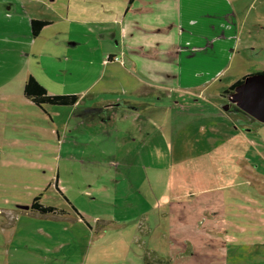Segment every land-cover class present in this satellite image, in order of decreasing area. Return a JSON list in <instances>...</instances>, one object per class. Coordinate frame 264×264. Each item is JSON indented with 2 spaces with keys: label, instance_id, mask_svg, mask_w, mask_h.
<instances>
[{
  "label": "rangeland",
  "instance_id": "1",
  "mask_svg": "<svg viewBox=\"0 0 264 264\" xmlns=\"http://www.w3.org/2000/svg\"><path fill=\"white\" fill-rule=\"evenodd\" d=\"M109 3L119 0H0V94L19 88L30 67L49 74L64 70L58 95H76L71 92L96 79L100 58L119 41L118 29L111 37L101 22L94 21L89 32L71 26V20L87 12L98 20ZM230 4L240 20L241 45L235 48L241 53L208 81L206 91L199 97L173 92L170 99L135 98L143 103L141 134L113 124L121 113H110L113 129L136 138L132 155L120 156V139L113 150L116 131L104 141L91 123L70 133L71 121L65 119L49 155L33 152L39 149L33 140L42 142L49 131L42 121L34 135L20 129L11 146V102L0 106V264H264V123L234 106L222 112L220 105L228 101L221 103L217 95L242 75L264 70V0ZM72 6L88 10L75 13ZM58 15L64 19L60 35L52 28L25 46L11 40V19L24 23ZM39 52L45 55L37 57ZM85 54L91 63L78 59ZM80 72L88 74L81 83ZM70 150L93 156L76 161L67 156ZM36 197L42 205L67 209L70 217L34 216L26 209Z\"/></svg>",
  "mask_w": 264,
  "mask_h": 264
},
{
  "label": "crops",
  "instance_id": "2",
  "mask_svg": "<svg viewBox=\"0 0 264 264\" xmlns=\"http://www.w3.org/2000/svg\"><path fill=\"white\" fill-rule=\"evenodd\" d=\"M230 2L231 0H119L118 5L105 4L103 9L107 7V10L105 9L103 15H98L100 17L98 20H95L97 16L89 12L84 18L76 17L75 20H71V26L74 24L82 26L89 32H91V25L94 21L99 24L101 22L103 25L101 28L106 32V35L111 37L117 36L116 29H118L119 41L113 45L117 51L110 49L106 52L105 58L102 55L99 62L101 66L100 75L94 80L89 79L85 84L78 87L79 90L71 92L80 97L73 106L42 105L38 107L25 98L23 86L29 76H32L50 95L60 94L61 92H57L55 89H62L65 86L64 70L59 74L58 72L49 74L45 68L37 67L35 71L30 67V70L21 79L22 84L19 88L11 87V94H0V106H5L11 102V146L15 144L14 140L21 137L18 135L20 129L28 128V135H34L37 133L38 123L42 121L46 122V128L49 131L46 130L42 142L33 140L36 142L34 145L39 148L33 152L38 156L49 155L50 151L54 150V141L59 138V133L64 129L66 120L67 124L71 121L70 133L73 129L77 130L80 126L91 123L94 125L93 129L99 132L98 135L103 136L104 141L112 139L111 132L116 131L114 132L113 150L117 151V144L120 139L123 144L120 145L123 147V149L120 147V156L132 155L133 150H138L135 148L134 141L136 138L131 136V132L118 131L117 127L113 129L110 113L112 111L116 115L121 113L120 119H116V117L113 119L115 120L112 122L113 124L116 126L118 124L129 125L133 130L132 132L141 134L143 128L138 130L137 126L146 123L138 116L143 103H139L135 98H143L145 95L156 97L158 95L157 100L160 97L170 99L173 92L178 93L180 97L187 94L199 97L202 91H206L208 83L213 82L229 67V62L235 56V52L241 53L235 48L237 45H241V40L236 39L240 30V20L236 17ZM12 5L11 1V7ZM72 9L75 13L88 10L84 6H72ZM31 20L47 22V25L39 31L37 36L31 34ZM63 21L64 19L60 15L56 19L30 18L24 23L14 22L11 19V40H19L25 46L28 41H32V37L37 39L42 32L52 28L55 31L54 35L58 36L62 33ZM111 26H114V31ZM22 29L27 30V32L18 34L17 31ZM49 41L54 45L58 42V38ZM72 44L76 46L78 42ZM87 45L88 43L84 42V46ZM43 55L45 52L36 54L37 57ZM114 57H120L118 59L121 63L114 61ZM87 58L90 59L89 63H91L92 57L89 54L78 59L80 61L84 59L86 62ZM57 59L60 60V58ZM252 73H262V71L244 74L229 84L228 88L218 92V99L221 100V103L225 102L226 97L223 96V93L230 86ZM80 74L82 76L78 78V81L81 83L85 80L84 76L88 74L86 72H80ZM102 75H105L106 78ZM145 90H147L146 93ZM2 91L8 92L5 89ZM123 97L131 98L126 102L120 100ZM225 104L220 105L222 112L233 106L236 107L232 104L227 103V106ZM44 106L58 108L49 109ZM225 108L227 109L225 110ZM63 113H66V118L62 119L60 115L62 116ZM74 116H77L76 119ZM146 121L150 124L153 122V120ZM106 123L109 126L104 127ZM227 123L230 124V122ZM234 126L240 133L245 134L247 132L243 126L236 124ZM92 139L93 137L90 136L88 141ZM67 153L68 157H72L76 161L80 156H93V154L83 150H70ZM100 154L101 152L98 155ZM57 160L60 161L63 158L60 156ZM78 161L83 162L80 159ZM88 161L89 163L92 162L90 158ZM57 169L59 170V165ZM43 206L55 208L57 211L63 212L64 216L70 217V213L65 208L60 210L50 205ZM27 210L32 212L31 214L34 216L45 220L50 219L48 216L56 217L53 214L41 215L33 212L30 210V205L27 206ZM74 211L77 213L75 209ZM81 217L80 219H82ZM92 241L86 250V256L91 252ZM96 252L97 250L94 251V254Z\"/></svg>",
  "mask_w": 264,
  "mask_h": 264
},
{
  "label": "trees",
  "instance_id": "3",
  "mask_svg": "<svg viewBox=\"0 0 264 264\" xmlns=\"http://www.w3.org/2000/svg\"><path fill=\"white\" fill-rule=\"evenodd\" d=\"M46 25L47 22L40 20H31L30 21L31 34L33 36H37L39 31ZM262 73H264V71H262ZM239 83L240 80L234 83L232 86H230L229 89L233 88L235 85ZM23 95L25 98L29 99L31 102H33V104H35L38 107L42 105L73 106L78 102L80 98L78 95L75 94L50 95L32 76H29L24 82ZM30 210L33 212H37L41 215L55 214V213L63 214V212L57 211L55 208L45 207L42 204H40L39 197L34 198L33 202L30 204ZM158 263L162 264V262L159 260Z\"/></svg>",
  "mask_w": 264,
  "mask_h": 264
},
{
  "label": "water",
  "instance_id": "4",
  "mask_svg": "<svg viewBox=\"0 0 264 264\" xmlns=\"http://www.w3.org/2000/svg\"><path fill=\"white\" fill-rule=\"evenodd\" d=\"M228 104L235 105L243 113L264 123V73H252L240 83L223 93Z\"/></svg>",
  "mask_w": 264,
  "mask_h": 264
},
{
  "label": "built area",
  "instance_id": "5",
  "mask_svg": "<svg viewBox=\"0 0 264 264\" xmlns=\"http://www.w3.org/2000/svg\"><path fill=\"white\" fill-rule=\"evenodd\" d=\"M113 60L121 63V61L117 57H114Z\"/></svg>",
  "mask_w": 264,
  "mask_h": 264
}]
</instances>
